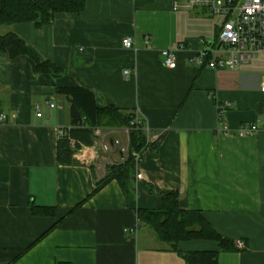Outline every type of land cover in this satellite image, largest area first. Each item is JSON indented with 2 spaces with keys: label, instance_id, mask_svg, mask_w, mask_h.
Returning <instances> with one entry per match:
<instances>
[{
  "label": "crops",
  "instance_id": "crops-1",
  "mask_svg": "<svg viewBox=\"0 0 264 264\" xmlns=\"http://www.w3.org/2000/svg\"><path fill=\"white\" fill-rule=\"evenodd\" d=\"M186 1L87 0L80 15L58 14L43 30L12 25L41 60L65 72L38 73L31 58L0 53V114L7 118L0 122V264H186L139 221L116 180L95 193L107 167L126 160V134L99 130L93 145L76 150L75 164H58V140L71 124L57 87L83 85L101 108L139 112L161 141L156 156L148 150L138 162V208L158 210L176 192L181 210L200 212L235 241L218 264H264V55L237 71L190 64L225 18L202 15V7L175 9ZM126 37L136 49L122 46ZM182 44L177 66L165 67L161 51ZM244 125L256 135L239 136ZM32 206L55 215H35ZM178 250L219 245L191 240Z\"/></svg>",
  "mask_w": 264,
  "mask_h": 264
},
{
  "label": "trees",
  "instance_id": "trees-1",
  "mask_svg": "<svg viewBox=\"0 0 264 264\" xmlns=\"http://www.w3.org/2000/svg\"><path fill=\"white\" fill-rule=\"evenodd\" d=\"M87 0H0V25L11 26L19 23H34L39 30L50 26L58 14L80 15L86 8ZM202 15L212 16L208 9ZM0 53L8 54L12 59L27 56L34 60L38 73H64L50 61L41 58L16 33L0 35ZM57 94L65 97L69 103L71 129L60 135L57 144V162L59 165H73L76 150L81 146L94 143V131L102 125H114L130 129L128 157L122 164L107 167V175L96 183L95 193L108 183L116 180L126 198L128 206L135 210L138 219L149 226L159 241L167 243L177 251L186 264H218L221 252H233L237 248L235 241L219 234L198 211H185L179 208L180 195L176 192L164 196L158 210H145L137 207L135 182L137 161L135 153L148 148L156 156L161 141L148 143L142 128L132 127L135 111L120 110L113 105L101 108L97 105L95 92L87 87H57ZM109 121V124H106ZM72 140L76 144L72 145ZM35 215L54 216V208L32 206ZM44 236V235H43ZM43 236L41 238H43ZM211 240L219 245L218 251L180 252L178 245L184 241Z\"/></svg>",
  "mask_w": 264,
  "mask_h": 264
},
{
  "label": "built area",
  "instance_id": "built-area-1",
  "mask_svg": "<svg viewBox=\"0 0 264 264\" xmlns=\"http://www.w3.org/2000/svg\"><path fill=\"white\" fill-rule=\"evenodd\" d=\"M196 7L208 9L213 15L223 16L225 20L214 42L207 39L200 41L202 49L189 59L190 64L201 69L237 71L264 55V0H243L242 2L241 0H187L184 6L175 4V9L184 8L191 11ZM150 40L151 37L147 36L146 44ZM122 46L125 49H136L131 37L124 38ZM185 49V45L182 44L175 50H162V64L170 69L175 68L177 53ZM124 74L127 77L130 72L125 71ZM260 90L264 93V78ZM50 106L54 105L50 104ZM219 109L222 116L225 109L222 107ZM6 120V115L0 114V122H6ZM131 126L142 128L148 143L159 140L151 133L150 127L139 112L135 111ZM256 133L257 129L254 126L244 125L240 128L238 135L254 136ZM95 134L99 136L100 131L96 130ZM115 144H119V141H115ZM103 149L107 151L109 147L105 145ZM127 150L128 147H121L122 153H126ZM148 150L150 151L149 148ZM144 152L134 154L137 163L141 161ZM138 178L142 176L139 175ZM236 244L241 248L245 246L242 240L236 241Z\"/></svg>",
  "mask_w": 264,
  "mask_h": 264
},
{
  "label": "rangeland",
  "instance_id": "rangeland-1",
  "mask_svg": "<svg viewBox=\"0 0 264 264\" xmlns=\"http://www.w3.org/2000/svg\"><path fill=\"white\" fill-rule=\"evenodd\" d=\"M12 30H13V26L12 25L11 26L0 25V35L5 34L7 32H10ZM109 123H110L109 121H106V124H109ZM96 130H103V131H106V132H111L112 130H119V131H121V132H118L119 136H122V134H126L129 137V139H130V129H128V128H125V130H124V128L123 129L122 128H118V127H115L114 125L111 124V125H102L99 128L95 129V131ZM95 131H94V133H95ZM107 146L109 147V145H107ZM129 146H130V144H128L126 146V147H128V150H127L126 153H124L126 155V158L128 157L127 155H128V152H129Z\"/></svg>",
  "mask_w": 264,
  "mask_h": 264
}]
</instances>
